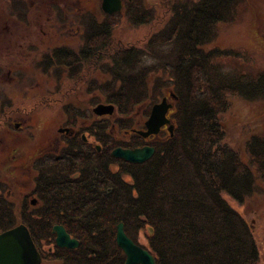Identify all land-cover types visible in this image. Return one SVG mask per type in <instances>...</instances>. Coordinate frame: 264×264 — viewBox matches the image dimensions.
<instances>
[{"label": "trees", "instance_id": "obj_1", "mask_svg": "<svg viewBox=\"0 0 264 264\" xmlns=\"http://www.w3.org/2000/svg\"><path fill=\"white\" fill-rule=\"evenodd\" d=\"M245 1L159 0L170 13L164 22L165 13L158 21L160 10L147 7V0H126L123 14L133 26L158 23L142 45L116 37L109 19L117 13L106 12L104 21L92 11L81 14L79 23L89 20L81 45L52 46L37 63L49 73L55 66L78 82L81 78L86 92L98 94L92 102L101 97L121 118L131 117L149 98L153 105L167 96L174 103L173 135L167 131L153 143L133 132L137 139L125 142L114 138L109 126L99 135L96 122L94 145L69 137L59 156L33 165L38 205L17 210L0 193V232L24 223L40 247L54 244L53 228L63 225L80 241L74 264H124L126 254L116 240L123 222L137 243L139 232H148L157 264H259L252 226L225 196L244 203L258 192L259 182L264 185V135L251 133L239 150L227 142L221 114L235 99L264 100V70L226 69L221 59L238 56L235 49L205 48ZM5 3L4 21L27 20L26 0ZM132 121L119 125L127 133ZM140 139L156 147L144 162L112 154L118 146L146 143ZM25 209L42 216L26 217Z\"/></svg>", "mask_w": 264, "mask_h": 264}, {"label": "rangeland", "instance_id": "obj_2", "mask_svg": "<svg viewBox=\"0 0 264 264\" xmlns=\"http://www.w3.org/2000/svg\"><path fill=\"white\" fill-rule=\"evenodd\" d=\"M66 1L71 4L66 8L65 1H59V3L62 13L66 14L67 18L65 20L67 21L62 24L55 19L48 21L44 17L38 21V25L43 24L45 32L23 27L15 29V24H13L15 31L24 33V35L29 36L28 39L39 43L36 44L39 45L36 51L31 54L26 52L31 59L28 60L25 66L16 68V70H20L17 73L18 76L8 72L2 75L0 99L6 97V99L11 101L9 106L11 112L15 113L22 110V113L15 114L8 120H0V193H4L11 201H14L17 210L21 208L22 204L26 207L30 203L29 198L26 197L30 195L34 187L36 169H34L33 165L40 159L39 155L47 153L51 149L57 150V146L62 145L63 137L59 132V128L65 127V125L70 126L67 123V113L74 120H77L71 127H81V130L86 129L90 133V135L88 134L90 142H93L94 139L96 140L98 136L91 135V131L95 129L94 124L96 122V130L99 131V135L102 129L105 128L104 126H109L114 138L128 142L129 140L137 139L132 137L133 135L131 136L133 132H136L135 129H146L145 121L148 119L155 104L151 105L152 98H149L147 102L137 107L136 113L131 114V117L125 116L121 118L120 116L122 115L117 113L115 106L112 113L98 115L94 112L97 102H92L91 100L93 94H98L93 91L86 92L85 88L87 85L81 83V78L79 79L80 82H78L77 79L70 78L71 75H69L68 70L63 69L62 72L57 70L55 66L52 67L50 73L47 68L45 70L43 64L37 68V64L34 62L35 57L39 58L40 54H43L42 51L62 44H69L74 48L81 45L82 34L89 22L88 18L83 17V23H79L78 19L81 14L92 11L100 21H104L106 17V12L101 7L102 0ZM147 4V7L154 8V12L160 10L158 21L160 17H163L164 13V22L167 20L170 13L168 11L165 12L164 8H161L162 4H160L159 0H147ZM36 6L42 7L41 4L35 3L34 8ZM56 6L59 7L58 4ZM8 8L7 3L2 4V0H0V12L7 13ZM123 12L124 9L120 12H115L117 14L113 13L115 16L109 19L113 22L114 34L124 41L132 43L140 41L138 43L142 45L146 41L147 35L154 30L158 23L155 20L149 24L133 26L126 19ZM46 14L49 16L48 14L50 13L47 12ZM10 19L14 21L12 17L6 18L5 21ZM0 20L4 21L2 15ZM1 34L5 35L4 32ZM36 36L37 41L35 40ZM205 48L235 49L238 56H229L221 59L226 69H238L244 72L255 71V73L264 70V0H247L240 4L234 19L227 23H221L219 25L218 38ZM32 55L33 57H31ZM14 57L15 59L26 60V55L23 54L17 55L16 53ZM57 74L61 77L58 78ZM99 98L101 103L106 104L101 97ZM161 99L160 97V101ZM148 107H151L150 112L145 115L144 111ZM173 108L170 110L168 117L174 122L171 114L174 110ZM132 119V129H129V132L126 133V130L121 129L119 121L121 120L123 124H126ZM221 120L226 129L227 142L240 150L251 133L256 132L264 135V100L255 103L245 99H235L231 107L221 114ZM18 122H20L21 128L16 126ZM161 130L162 128L158 134H151L155 136L148 141L154 143L159 137H166L168 129L165 132ZM138 135L141 134L138 133ZM139 141L143 140L140 139ZM153 143L149 145L150 143L147 144L146 142L145 145L154 146ZM101 147L102 145L97 146L99 150H101ZM241 154L245 159V152L241 150ZM112 168L115 169L116 167L113 166ZM258 184V192L249 197L244 203L236 201L229 195H226L225 198L251 224L260 253L259 264H264V185L261 182ZM138 241V244L148 249V232L141 230ZM49 255L50 253L48 254V257H51L49 258L50 261L54 262V256ZM72 258L74 259L75 256L72 255Z\"/></svg>", "mask_w": 264, "mask_h": 264}, {"label": "water", "instance_id": "obj_3", "mask_svg": "<svg viewBox=\"0 0 264 264\" xmlns=\"http://www.w3.org/2000/svg\"><path fill=\"white\" fill-rule=\"evenodd\" d=\"M102 8L105 12L113 14L122 11V0H102ZM174 103L164 96L161 101L155 103L148 119L145 121L146 129H135L144 137L158 134L162 126H167L173 135L175 123L168 117ZM114 111L113 104H98L94 112L98 115L110 114ZM154 146L144 145L136 148L116 147L112 154L131 162H144L155 152ZM56 243L64 247H77L79 240L72 237L63 225H55ZM116 240L126 254L124 264H157L155 255L144 246L132 239L125 230L123 222L117 225ZM41 254L33 240L29 228L20 223L15 227L0 232V264H40Z\"/></svg>", "mask_w": 264, "mask_h": 264}, {"label": "flooded vegetation", "instance_id": "obj_4", "mask_svg": "<svg viewBox=\"0 0 264 264\" xmlns=\"http://www.w3.org/2000/svg\"><path fill=\"white\" fill-rule=\"evenodd\" d=\"M59 1H62V2L65 1L66 2L65 8L69 5H71L69 3V1H66V0H26L27 8H28L26 21L24 20V22L23 23L21 22L20 25L18 23H16L15 21H12L11 19L10 20L12 22L10 20H6L3 22L0 21V60H3V61H0L1 62L0 63V91L2 90V75L5 74L6 72H8L9 74L14 73L15 76H18L17 73L20 70H16V68L17 67L19 68L21 66H25L27 64L28 60L31 59L29 54L33 53V51H36L38 49V46H39V45H36V44H39L38 42H34L33 40L28 39L29 36L24 35V34L23 35H17L16 34L17 31H15V29L19 28V27H23L26 29H30V30L35 29L36 31H39V32L42 31L43 32L44 31V25L43 24L38 25V21H40L44 17H46L48 21L51 19H55L57 22L63 24L64 21L65 22L67 21V20H65L67 17H66L65 13L64 14L62 13V8L60 6ZM122 2H123V8H122V10H123L124 6L126 4V0H122ZM35 3H37L38 5L41 4L42 7L36 6V8H34ZM56 4H58L59 7H57ZM101 7H102V3H101ZM55 11H56V13H55ZM47 12L50 13V14H48L49 16H47V14H46ZM13 24H15V29H13ZM61 27H63V26H61ZM2 32H4L5 35H2L1 34ZM35 40L37 41V36L35 37ZM34 44H35V46H34ZM57 46H59V45H57ZM53 47H56V46H53ZM26 52H28L29 54H26ZM16 53H17V55H20V54L26 55V60H20L19 58L15 59L14 54H16ZM40 55L42 56V53ZM41 56L39 58L35 57L36 59L33 58V59H35V61L34 60L33 61L37 64V68L40 67V63H37V62L41 61ZM31 57H33V55ZM10 102L11 101L8 99H5V97L0 99V120H8L13 115L22 113V110L16 111L15 113L11 112V109L9 107ZM98 104H101V102L97 103V105ZM103 104H105V103H103ZM10 112H11V114H9ZM67 118H68V122H67L68 124L70 121H73L75 123L76 119L74 120L68 113H67ZM87 118H89V117H87ZM69 125L70 126L65 125V127L59 128V132L61 133V136L63 137L62 145L57 146V148H58L57 150L51 149L47 153L40 154L39 158L41 160H43V158L50 160L54 156H55V158H56V156H59L61 149L63 147L65 148L68 145V138L69 137L76 136L77 139L80 138L83 141V143L94 145L96 140L94 139L93 142H90L88 140V138L90 137L89 136L90 133H88L86 131V129L81 130V127L78 128L77 126H76L77 129H76L75 127H71V125H74V124H69ZM16 126H19V128L22 127L20 125V122H18L16 124ZM69 128H71V129H69ZM166 129H167V126L165 125L162 127L161 131L165 132V131H167ZM154 136L155 135H151L148 138L147 137H145V138L148 141V140L152 139ZM144 145L145 144L137 145L135 147H127V148L142 147ZM149 145H151V144H149ZM74 175H77V173H75ZM33 184H34V187L32 188L30 195L28 194L29 196H27L26 198H29L30 203L32 205L36 206L39 203V198H38L39 196L35 192L36 187H37L35 180H34ZM33 211H34L33 209H25L24 214L26 217H31V218H34V217L38 218V217L42 216L41 214H38V213L33 212ZM79 245H80V241H79ZM78 246L73 247V248L59 246L56 243V236H55V243L54 244H43L40 247L37 246V249L42 256L40 264H74L75 260L72 258V255L77 254L75 251H77L79 249ZM47 253H52V256H54L53 257L54 262L50 261L49 258H51V257H48ZM112 261L114 263L118 262L117 260H112Z\"/></svg>", "mask_w": 264, "mask_h": 264}]
</instances>
